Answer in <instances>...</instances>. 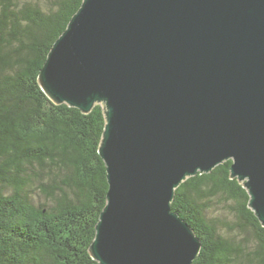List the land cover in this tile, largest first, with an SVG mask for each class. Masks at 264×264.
Instances as JSON below:
<instances>
[{"label":"water","instance_id":"obj_1","mask_svg":"<svg viewBox=\"0 0 264 264\" xmlns=\"http://www.w3.org/2000/svg\"><path fill=\"white\" fill-rule=\"evenodd\" d=\"M38 80L105 126L100 264H192L175 188L231 159L264 226V0H82Z\"/></svg>","mask_w":264,"mask_h":264},{"label":"trees","instance_id":"obj_2","mask_svg":"<svg viewBox=\"0 0 264 264\" xmlns=\"http://www.w3.org/2000/svg\"><path fill=\"white\" fill-rule=\"evenodd\" d=\"M82 0H0V264H100L101 104L54 102L38 74ZM232 160L183 180L171 208L200 240L192 264H264V226Z\"/></svg>","mask_w":264,"mask_h":264}]
</instances>
